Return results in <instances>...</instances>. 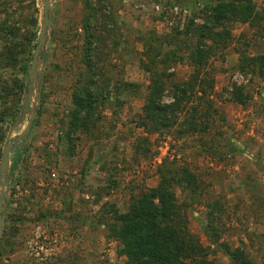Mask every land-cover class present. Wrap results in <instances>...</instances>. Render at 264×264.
<instances>
[{
	"label": "rangeland",
	"instance_id": "1",
	"mask_svg": "<svg viewBox=\"0 0 264 264\" xmlns=\"http://www.w3.org/2000/svg\"><path fill=\"white\" fill-rule=\"evenodd\" d=\"M252 1L263 15L255 26L215 20L213 0H50L36 103L35 83L30 101L27 86L42 0H0V24L20 27L19 37L32 2L37 9L26 69L0 61V159L7 137L19 135L37 109L28 142L9 153L0 264H127L112 217L167 169L194 176L195 190L172 189L181 229L210 247L209 261L230 264L201 224L208 203L218 201L220 242L264 264V77L246 66L264 54V0ZM152 35L157 43L149 51ZM199 49L206 56L193 91L171 124L147 131L141 120L150 78L162 87L159 101L171 104L176 87L192 81L190 55ZM14 81H23L22 91L8 86ZM88 87L96 103L74 120L75 94Z\"/></svg>",
	"mask_w": 264,
	"mask_h": 264
},
{
	"label": "trees",
	"instance_id": "2",
	"mask_svg": "<svg viewBox=\"0 0 264 264\" xmlns=\"http://www.w3.org/2000/svg\"><path fill=\"white\" fill-rule=\"evenodd\" d=\"M212 8L213 18L219 20L225 16L237 18L250 26L258 24L263 17L261 12L255 8L252 0H213ZM32 14L29 17V26L22 36H18L20 27L14 25L6 26L5 20L0 24V38L4 36L1 43L0 53H5L3 65L9 67L10 63L17 64L24 71L29 58L30 46L36 37V31L33 26L37 25V20L33 13L37 11L32 2ZM153 35L145 39V46L149 51L154 44ZM18 48V50H17ZM190 58L193 64L197 65L192 75V81H188L176 87L174 101L171 104H163L159 101V94L162 87L153 77L150 78V92L147 95L143 107L141 124L147 131L159 129L161 126L167 127L172 123L171 116L178 110V106L188 91H193L194 84L200 74L201 62L206 55L202 50L195 51ZM246 66L254 70L253 65L257 67V73L264 77V54L256 57H248ZM205 78V77H204ZM201 78L198 82L201 85L207 81ZM133 83H128L130 86ZM12 85V86H11ZM10 88H16L19 91L23 89V81L8 85ZM204 95L206 89L201 87ZM202 95V96H203ZM198 97L196 105L191 107L192 115L197 112L202 100ZM97 98L93 96L90 88L85 94L76 93L74 98L75 110L72 117L77 120L82 111L89 113L93 103ZM171 112V113H170ZM14 115V110L10 112ZM88 114H85V116ZM2 131L1 136H3ZM160 180L158 184L136 197L129 205L125 213L113 215L114 223L112 226L113 236L120 242L123 253L126 254L127 264H214L206 258L210 250L209 246H203L196 237L183 228L180 218V206L176 203L173 192V185H181L188 190H195L197 184L194 183V176L185 169H167L160 171ZM205 218L201 221L204 234L209 239L215 250H220L230 260V264H254L246 255L241 254L236 257L229 245L220 242L221 230L217 228L216 221L220 218L222 205L218 201L210 202L207 205Z\"/></svg>",
	"mask_w": 264,
	"mask_h": 264
},
{
	"label": "water",
	"instance_id": "3",
	"mask_svg": "<svg viewBox=\"0 0 264 264\" xmlns=\"http://www.w3.org/2000/svg\"><path fill=\"white\" fill-rule=\"evenodd\" d=\"M51 22V5L50 0H42V23L40 26V33L36 47L33 50L29 70H28V86H27V101L31 100V93L33 83H35L36 92V103L39 102V88H40V77L37 73V61L41 50L44 47L46 41V35L48 32V27ZM37 115V109L32 108L30 116L27 120V124L23 131L17 135L14 139L9 140V136L2 149V156L0 159V242L3 236V202H4V192L7 183V174L9 169V153L16 146H22L28 142V137L32 133L35 125V118ZM23 137V142L19 143L18 140Z\"/></svg>",
	"mask_w": 264,
	"mask_h": 264
},
{
	"label": "built area",
	"instance_id": "4",
	"mask_svg": "<svg viewBox=\"0 0 264 264\" xmlns=\"http://www.w3.org/2000/svg\"><path fill=\"white\" fill-rule=\"evenodd\" d=\"M174 9L177 10L178 8L175 6Z\"/></svg>",
	"mask_w": 264,
	"mask_h": 264
}]
</instances>
